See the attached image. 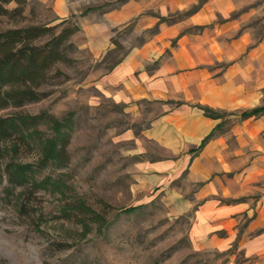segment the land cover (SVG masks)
<instances>
[{"label": "rangeland", "instance_id": "374dc122", "mask_svg": "<svg viewBox=\"0 0 264 264\" xmlns=\"http://www.w3.org/2000/svg\"><path fill=\"white\" fill-rule=\"evenodd\" d=\"M131 1L133 15L109 27L103 46H90L87 27L107 22L105 15ZM23 11L24 24L67 19L79 27L71 36L73 61L48 71L40 87L45 96L0 111L71 116L69 165L42 172L62 173L68 186L62 193L13 186L0 159V264H264V251L245 247L264 234V226H251L259 192L250 195L249 212L235 213L230 226L218 220L200 228L197 211L209 198L197 197L201 182L193 178L192 155H186L217 136L221 151L211 176L231 191L241 183L233 182L241 170L264 159V113L242 115L264 103V0H29ZM196 16L199 21L191 22ZM13 25L0 17V27ZM161 26L175 28L163 57L184 35L215 38L230 56L211 67L214 75L239 70L232 80L249 90L244 103L234 108L188 104L217 119L203 144L207 135L188 151L147 132L155 117L184 101H121L110 93V75L135 48L154 39ZM19 159L30 161L31 156L25 152ZM213 198L219 206L247 199L220 192ZM78 202L104 222L73 210Z\"/></svg>", "mask_w": 264, "mask_h": 264}, {"label": "crops", "instance_id": "0c3cea01", "mask_svg": "<svg viewBox=\"0 0 264 264\" xmlns=\"http://www.w3.org/2000/svg\"><path fill=\"white\" fill-rule=\"evenodd\" d=\"M133 10L131 1L123 9L105 15L104 20L107 22H102L98 26L89 25L87 27L89 45L103 46L109 27L132 16ZM190 21L198 22L199 16L192 17ZM160 28L161 31L154 39L135 48L110 75L108 79L112 88L110 93L114 99L121 101L141 99L184 101L185 104L178 109L164 111L155 117L147 132L149 137L169 147H184L185 151H188L197 147L217 123V119L205 116L201 110L188 104L199 102L213 108H234L244 103L249 90H245L239 83L234 84L232 78L239 70H228L223 77L214 75L211 67L222 57L230 56L229 49H226L225 45H220L218 40L184 35L169 49L168 56L163 57L175 28L166 26ZM230 46L232 48L233 43ZM157 58L158 63L154 67L149 66ZM219 142L220 139L214 136L198 151L186 153L188 156L192 155L193 178L201 182L197 197L209 198L197 211L199 227L208 223L214 225L218 220H223L230 226L235 213L240 210L249 212L250 195L256 191L261 196L257 198L259 208L254 210L255 218L251 226L253 228L264 226V159L259 162V166L257 164L241 170L240 178L233 179V182L240 180L241 183L237 189L231 191L227 185L220 183L218 178L211 176L218 166V155L221 151ZM219 192L222 195H245L247 199L241 204L219 206L213 198ZM245 247L250 252L264 251V234L245 243Z\"/></svg>", "mask_w": 264, "mask_h": 264}, {"label": "trees", "instance_id": "16d2710c", "mask_svg": "<svg viewBox=\"0 0 264 264\" xmlns=\"http://www.w3.org/2000/svg\"><path fill=\"white\" fill-rule=\"evenodd\" d=\"M29 0H0V17L15 25L0 27V111L38 101L45 93L40 90L48 71L57 63L70 64L76 48L71 36L78 25L62 19L54 24H24V8ZM14 3L12 8L8 4ZM23 23V24H22ZM205 112L208 109L205 108ZM264 113V103L243 111V116ZM72 131L70 115L57 117L47 111L35 114L14 111L0 114V159L7 182L27 186L32 191L62 193L68 185L62 173L53 176L44 169H62L69 165L68 144ZM209 135L203 139V142ZM30 161L19 159L23 153ZM89 214L94 222L103 217L83 202L71 207Z\"/></svg>", "mask_w": 264, "mask_h": 264}]
</instances>
